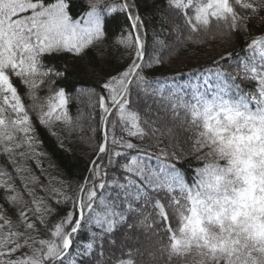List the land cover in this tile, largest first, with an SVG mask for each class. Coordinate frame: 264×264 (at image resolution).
Listing matches in <instances>:
<instances>
[{
  "label": "snow or ice",
  "instance_id": "snow-or-ice-1",
  "mask_svg": "<svg viewBox=\"0 0 264 264\" xmlns=\"http://www.w3.org/2000/svg\"><path fill=\"white\" fill-rule=\"evenodd\" d=\"M74 3L0 0V264H105L106 244L116 245L121 228L165 233L167 242L148 252L152 261L264 264V0H152L175 39L153 28L147 58L149 29L136 0H80L77 12ZM166 13L175 14L171 21ZM113 14L128 22L111 41L128 62L108 70ZM235 35L246 57L226 52L203 68L147 75L202 36ZM67 54L100 89L87 88L89 119L97 106L100 115L87 137L93 158L77 181L45 167L51 157L41 137L71 154L66 143L84 131L83 113L70 115L73 96L58 84L65 72L46 63ZM177 126L193 132L187 152L172 143ZM165 136L170 143L161 147ZM191 153L204 163L189 184L177 164ZM121 250L113 264L143 256L123 243Z\"/></svg>",
  "mask_w": 264,
  "mask_h": 264
},
{
  "label": "trees",
  "instance_id": "trees-1",
  "mask_svg": "<svg viewBox=\"0 0 264 264\" xmlns=\"http://www.w3.org/2000/svg\"><path fill=\"white\" fill-rule=\"evenodd\" d=\"M137 5L139 6L140 13L143 18H145V24L149 29L148 32V48L147 53L152 51V29H160L163 27L164 33H161L162 38L166 39L169 43L174 41L175 35H168L172 32L170 24L167 22L161 23L159 15H155L154 12L156 9L152 6V0H136ZM157 5L163 6L164 0H156ZM81 7H84L80 3V0H75L73 5V11L77 12ZM168 19L171 21L174 17V13H166ZM180 23L179 20L175 21ZM128 22L122 14H113L112 17L108 18L107 29H108V41L110 47L108 49V70L117 67H123L128 61L124 59V55L127 50L123 46L112 45L111 41L114 36L118 34L121 25H126ZM213 32L216 29H212ZM254 31L259 32L260 29H254ZM186 34V33H185ZM205 42L200 45L188 44L186 50H181L178 58H172L164 65L156 67L147 75L158 76V75H171L176 71L188 72L193 68H203L205 66L211 65L212 60L219 57L220 55L226 52H233L235 60H239L242 57L248 55L247 49L245 48L244 40L239 35L233 36L231 39L228 37L217 36L215 39H211L210 36H202ZM92 52L88 53V56L92 57ZM162 56L167 55V51L161 52ZM235 60L233 61V68L236 67ZM46 63L54 65L57 69L65 72V77L58 81L59 86L66 88L67 92L72 94L73 99L70 102L69 110L70 115L75 119L77 116L78 109L83 113V118L81 123L84 126V131L82 133H75L72 137L76 143L70 144L66 143V147L73 149L71 154H66L57 150L55 142L51 140L43 131H41V137L45 141V150L50 154V161L45 160V167L47 168L49 162L54 165V168L49 169L53 176L77 181L81 179L84 175L87 174V168L89 167V160L93 158V149L90 146L91 142L87 140V137L91 136L92 133L89 131L90 127H96L99 121V108L95 109L96 120L92 121L89 119V113L92 111L89 108V97L87 95V88L95 87L97 91H100L96 81L98 80L97 76H84L82 75L83 71V62L75 58L72 54L62 55V56H52L46 60ZM232 68H228L227 71H232ZM237 83H240L245 90H251L255 88V84L251 81H241L238 80ZM85 89L84 92H81V89ZM81 93V94H80ZM43 95V93H41ZM94 100L95 97H92ZM166 122L169 125L173 124V121L166 118ZM176 125L179 124V121L175 122ZM158 127L160 125H157ZM177 139L172 141V143L177 144L179 147H183L187 152L189 145L185 143V140L193 136L192 131H184L178 126L176 127ZM120 134L119 132L117 133ZM80 136L85 137V140L81 141ZM133 142H138L133 140ZM170 143V138L165 136L163 138V143L161 147L168 145ZM179 154V152H178ZM203 161L196 158L195 153H191L186 157H181L180 163L177 164V167L180 168L185 176L186 182L192 184L196 177V169L203 167ZM39 175V173H37ZM3 193L0 192V195ZM0 203H3V200H0ZM147 212H152L155 217V211L148 207L145 209ZM135 219H140L139 216ZM129 222H133L130 220ZM157 227H163V224H158ZM126 228H121L115 235L116 245L113 247H108L106 244L105 247V264H113V261L117 257H120L122 254L121 243L124 245V250L131 248H139L143 253V256L136 257L137 264H165L163 260L152 261L148 257V252L152 251L156 245L158 239H164L165 243L167 242L166 235L164 232H160L159 236L153 235L152 232H147L141 228H134L131 231H127V235L131 239L125 240L124 234ZM149 235L151 241L147 242L143 239V236ZM139 238L138 240L136 238ZM83 238V237H82ZM142 249H144L142 251ZM173 264H179L178 261H173Z\"/></svg>",
  "mask_w": 264,
  "mask_h": 264
},
{
  "label": "rangeland",
  "instance_id": "rangeland-1",
  "mask_svg": "<svg viewBox=\"0 0 264 264\" xmlns=\"http://www.w3.org/2000/svg\"><path fill=\"white\" fill-rule=\"evenodd\" d=\"M255 32H256V31H255ZM80 94H81V93H80ZM143 239H144L145 241H147V242H150V241H151L149 235L143 236ZM143 250H144V249H142V251H143Z\"/></svg>",
  "mask_w": 264,
  "mask_h": 264
}]
</instances>
